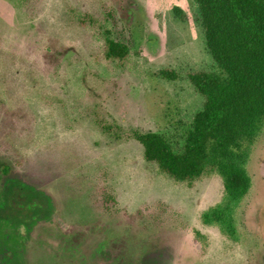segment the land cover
Instances as JSON below:
<instances>
[{
    "label": "rangeland",
    "instance_id": "374dc122",
    "mask_svg": "<svg viewBox=\"0 0 264 264\" xmlns=\"http://www.w3.org/2000/svg\"><path fill=\"white\" fill-rule=\"evenodd\" d=\"M198 72L219 70L194 0H0V264H264V129L236 201L218 172L162 173L135 138L183 151Z\"/></svg>",
    "mask_w": 264,
    "mask_h": 264
},
{
    "label": "trees",
    "instance_id": "16d2710c",
    "mask_svg": "<svg viewBox=\"0 0 264 264\" xmlns=\"http://www.w3.org/2000/svg\"><path fill=\"white\" fill-rule=\"evenodd\" d=\"M201 17L207 47L219 72L190 75L204 97L203 109L193 119L181 153L154 132L137 133L144 158L176 181L187 182L218 172L228 198H243L251 187L244 168L248 159L243 146L264 129V0H194ZM174 13L184 19V11ZM105 57L125 61L129 45L111 37ZM172 80L177 74L163 70ZM8 174V173H7Z\"/></svg>",
    "mask_w": 264,
    "mask_h": 264
}]
</instances>
